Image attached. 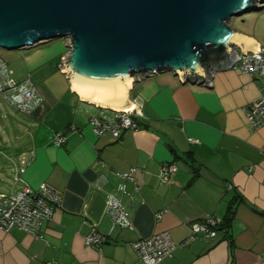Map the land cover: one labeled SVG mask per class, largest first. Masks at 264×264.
I'll return each instance as SVG.
<instances>
[{"label":"crops","instance_id":"0c3cea01","mask_svg":"<svg viewBox=\"0 0 264 264\" xmlns=\"http://www.w3.org/2000/svg\"><path fill=\"white\" fill-rule=\"evenodd\" d=\"M236 28L256 41L254 51L264 49V8ZM63 52L56 46L28 53L19 79L0 59L12 79L29 80L43 99L32 115L17 111L19 119L11 118L25 131V143L6 175L32 190L45 184L62 197L42 238L0 230V264H143L132 244L163 232L178 246L163 264H264V126L252 128L244 114L262 82L232 70L215 72L211 88L183 83L171 72L144 78L128 95L141 114L140 129L116 140L93 133L90 120L103 108L60 76L66 78ZM56 134L67 139L62 147L53 143ZM170 163L178 171L162 183L160 170ZM203 169L227 187L202 177ZM130 170L133 182L116 176ZM109 198L128 210L129 228L114 224ZM208 216L220 222L216 237L190 240L192 224ZM92 230L106 242L86 245Z\"/></svg>","mask_w":264,"mask_h":264},{"label":"water","instance_id":"95a60500","mask_svg":"<svg viewBox=\"0 0 264 264\" xmlns=\"http://www.w3.org/2000/svg\"><path fill=\"white\" fill-rule=\"evenodd\" d=\"M263 8L264 0H0V50L64 39L61 72L72 92L119 105L148 74L210 86L235 51L254 52L256 41L231 19ZM201 176L227 187L204 169Z\"/></svg>","mask_w":264,"mask_h":264},{"label":"built area","instance_id":"2783aa9c","mask_svg":"<svg viewBox=\"0 0 264 264\" xmlns=\"http://www.w3.org/2000/svg\"><path fill=\"white\" fill-rule=\"evenodd\" d=\"M235 53L237 59L231 63L230 68L227 67L224 70L239 71L243 75L258 79L263 84L260 88L259 99L248 104L244 109L247 123L257 130L264 126V49L249 51L246 54L237 50ZM60 70H63L62 63ZM11 75L12 72L8 70L7 66L1 63L0 79L3 82L0 84V98L8 102L19 113L32 115L43 102L38 88L29 80L17 82L12 79ZM150 76L154 75L139 76L137 82ZM205 86L211 88L212 83L210 86ZM133 111L101 109L99 115L90 120L93 133L97 137L111 135L118 140L126 131H138L141 114L138 110ZM70 129L75 130L74 127H70ZM66 141L63 134H56L53 143L62 147ZM192 142L197 143L194 140ZM177 171L174 163L164 165L159 175L161 182L169 183ZM133 173L134 170L126 173L116 172V176L133 182ZM16 185L19 186L18 190L8 195L0 194V230L7 233L20 230L35 238H42V229L46 223L52 220L54 210L60 206L62 197L45 184H42L37 190H32L19 177L16 179ZM108 213L112 216L116 226L130 227L128 210L111 198L108 200ZM161 217L162 214L157 216L158 219ZM219 228L220 222L215 217L208 216L203 221L192 224L190 240L198 236L214 239ZM85 242L88 246H101L106 242V238L92 230L85 238ZM177 247L169 232L156 234L132 244L133 250L143 264H163L166 259L173 257Z\"/></svg>","mask_w":264,"mask_h":264},{"label":"rangeland","instance_id":"374dc122","mask_svg":"<svg viewBox=\"0 0 264 264\" xmlns=\"http://www.w3.org/2000/svg\"><path fill=\"white\" fill-rule=\"evenodd\" d=\"M257 12L247 13L243 16L236 17L231 19L230 24H234V28L240 26V24L246 20L247 18H251L256 16ZM67 41L64 39H55L48 43L41 44L40 47L30 49L29 51H7L0 50V59L3 62H6L10 69L16 72L15 78L21 77V75L25 72V55L40 48H52L59 46L62 48L63 53H68L69 49L66 47ZM66 81L69 86V81L67 77L62 74L60 75ZM19 79V78H18ZM22 82L24 81L22 78L20 79ZM2 99V98H1ZM109 110V109H108ZM133 112H136L137 109H133ZM18 113L12 106L9 105L4 99L0 100V193L8 195L13 191L19 189L18 185H15L16 176L14 174L6 175L10 173L12 169L13 161L11 159L17 158L18 149L25 143L23 134L25 131L20 130V128L13 124V120L16 118L19 119L21 115H14ZM9 138V141L7 139ZM6 139V141H5Z\"/></svg>","mask_w":264,"mask_h":264},{"label":"bare ground","instance_id":"6f19581e","mask_svg":"<svg viewBox=\"0 0 264 264\" xmlns=\"http://www.w3.org/2000/svg\"><path fill=\"white\" fill-rule=\"evenodd\" d=\"M82 99L85 100V101H87V102H90L92 104H95L97 106H100L103 109H107V110L108 109H111V110H114V111L131 112L134 109V106L132 105V103H129L128 101L127 102H124L122 104H119V105H108V104H103V103H100V102L88 100V99H85V98H82Z\"/></svg>","mask_w":264,"mask_h":264},{"label":"trees","instance_id":"16d2710c","mask_svg":"<svg viewBox=\"0 0 264 264\" xmlns=\"http://www.w3.org/2000/svg\"><path fill=\"white\" fill-rule=\"evenodd\" d=\"M235 198H236V196H235ZM234 198V199H235ZM238 202V201H237ZM236 200H234V201H232L231 203H230V205H229V207H228V214H227V216H226V221H225V224H224V226H226V228H228V226L230 225V223L232 222V220H233V216H234V209H235V207H236Z\"/></svg>","mask_w":264,"mask_h":264}]
</instances>
